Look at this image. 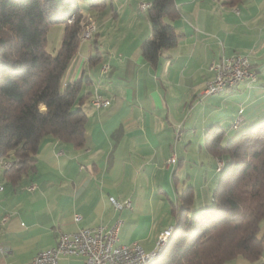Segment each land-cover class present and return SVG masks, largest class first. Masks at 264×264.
<instances>
[{"label": "crops", "instance_id": "obj_1", "mask_svg": "<svg viewBox=\"0 0 264 264\" xmlns=\"http://www.w3.org/2000/svg\"><path fill=\"white\" fill-rule=\"evenodd\" d=\"M105 1L107 6H95L93 37L105 52L82 42L64 80L80 82L82 94L88 93L80 103L87 115L84 147L44 138L36 171L17 184L5 180L0 168V264H31L57 246L62 232L118 220L120 244L138 243L152 252L160 233L175 224L170 205L180 207V192L193 187L194 212L211 204L218 174L205 147L207 132L221 128L230 140L264 118V0L233 6L228 0H176L180 17L171 24L179 41L157 65L141 50L151 36L147 13L129 11L130 0ZM234 55L248 57L257 82L206 95L209 65ZM104 63L109 70L102 74ZM97 92L109 106H93ZM173 155L178 164L168 167ZM109 197L130 201L132 209L116 210ZM227 264L251 263L237 258Z\"/></svg>", "mask_w": 264, "mask_h": 264}, {"label": "trees", "instance_id": "obj_2", "mask_svg": "<svg viewBox=\"0 0 264 264\" xmlns=\"http://www.w3.org/2000/svg\"><path fill=\"white\" fill-rule=\"evenodd\" d=\"M80 1L0 0V168L12 184L36 171L44 138L78 149L86 143L87 115L80 103L88 93L82 94L80 82L64 80L83 41L82 22L99 2L107 4L91 0L85 12ZM241 1L228 0V5ZM146 13L151 36L141 44L142 55L157 65L163 52L178 44L171 23L180 14L176 0H153ZM58 24L65 29L53 55L47 51L48 35ZM206 137L219 176L211 204L194 212L193 187L180 192V207L171 202L173 233L148 264H227L237 258L263 264L264 118L230 140L221 128L210 129ZM177 164L178 159L172 167Z\"/></svg>", "mask_w": 264, "mask_h": 264}, {"label": "built area", "instance_id": "obj_3", "mask_svg": "<svg viewBox=\"0 0 264 264\" xmlns=\"http://www.w3.org/2000/svg\"><path fill=\"white\" fill-rule=\"evenodd\" d=\"M151 4H142L143 10H147ZM96 23L92 19L88 30L87 39L92 38L96 32ZM107 69L102 74L107 73ZM211 78L206 82L204 93L206 95H215L224 93L227 90L235 88L239 83L246 82L248 85L257 82L258 75L251 68L247 56L223 57L219 61H213L208 67ZM110 101L105 99L99 92L95 95V108L107 107ZM239 121L233 125L237 127ZM180 134H178L179 136ZM176 155H173L166 161V165L171 167L175 165ZM222 162H219L218 167ZM10 164H5L8 167ZM36 185H32L29 190H34ZM3 188L0 187V192ZM109 201L118 211L123 209H132L130 201L120 203L114 197H109ZM5 218L4 221H7ZM80 216H75V221H79ZM123 221L118 220L110 227L97 226L90 228H81L75 232H62L58 239V244L54 249L40 253L31 264H67V259H78L80 264H136L148 256H152L168 230L160 233L155 249L147 253L138 243L132 245H122L119 243V236Z\"/></svg>", "mask_w": 264, "mask_h": 264}, {"label": "rangeland", "instance_id": "obj_4", "mask_svg": "<svg viewBox=\"0 0 264 264\" xmlns=\"http://www.w3.org/2000/svg\"><path fill=\"white\" fill-rule=\"evenodd\" d=\"M91 0H81L80 2H81V6H82V11H86L88 8H89V6H88V3L90 2ZM131 2L129 3V6H127L128 7V9H129V11H131L133 14H135V15H138V13L140 12H142V13H145L146 11L145 10H143V8H142V4H148V3H146V2H141V0H130ZM133 2H135V4H136V2H138L137 3V10H135V9H133ZM100 3V2H99ZM108 4L110 5V1L108 2ZM150 4V3H149ZM110 7H111V5H110ZM97 8H99V7H94L93 8V11H92V14H90V18H86V20H94L95 21V23H96V27L98 26L97 25V15L99 14V11L97 12ZM100 9V8H99ZM111 9V8H110ZM121 13V12H120ZM146 14V13H145ZM145 14H141V15H145ZM144 17V16H143ZM73 18L74 17H71L69 20H68V23L69 24H73L74 23V20H73ZM86 20L85 21H83L82 22V24H81V26H82V29H83V25L84 24H88V22H86ZM167 23H169V20H165ZM86 22V23H85ZM90 23V22H89ZM173 25V24H172ZM174 26V25H173ZM64 29H65V27H64V25L63 24H58V25H55V26H53L52 27V29H51V31H50V33H49V35H48V43H47V51L50 53V54H56V52L58 51V49L60 48V46H61V44H62V36H63V33H64ZM93 37L94 36H92V38H91V40L93 39ZM82 41V40H81ZM90 40H87V41H82V42H86V44H88V45H90V47H92L93 49H94V52H98V49H100V51H101V53H104L103 52V50L99 47L101 44H100V41L98 40V44L97 43H95V41H94V39L91 41V42H89ZM83 44V43H82ZM96 46V47H95ZM96 48H98V49H96ZM106 50V49H105ZM102 56H103V54H102ZM100 65H102L101 66V68H100V70L102 71V69H103V65H109V64H106V63H104V64H100ZM219 177V176H218ZM221 177V176H220ZM170 207H171V205H170Z\"/></svg>", "mask_w": 264, "mask_h": 264}, {"label": "bare ground", "instance_id": "obj_5", "mask_svg": "<svg viewBox=\"0 0 264 264\" xmlns=\"http://www.w3.org/2000/svg\"><path fill=\"white\" fill-rule=\"evenodd\" d=\"M89 28H90V23L83 25V34H82V37H81V39L83 41L89 40V39H87ZM106 69H107V66H105L103 68V71L106 70ZM94 103H95V97H94V100H93V105H94ZM176 162H177V160H176ZM6 164H9V163H6ZM222 166H223V163H221V165L218 167L219 171L221 170ZM167 230H168V232L165 234V236H164V238L162 240V243L158 246V248L154 252V254L152 256H148V257L144 258V260H141V261L137 262L136 264H148V263H150L152 260H154L156 257H158L161 254V252L164 249L165 245L169 241V239L171 237V234L173 233L174 227L169 228Z\"/></svg>", "mask_w": 264, "mask_h": 264}]
</instances>
